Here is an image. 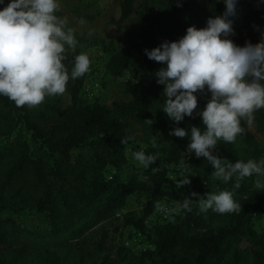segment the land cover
Masks as SVG:
<instances>
[{
  "label": "trees",
  "instance_id": "16d2710c",
  "mask_svg": "<svg viewBox=\"0 0 264 264\" xmlns=\"http://www.w3.org/2000/svg\"><path fill=\"white\" fill-rule=\"evenodd\" d=\"M137 1L121 2L120 22L134 15L141 22L131 48L115 51L110 62L111 72L120 77L129 70L132 57L143 58L148 76L135 100L115 109L85 104L86 73L70 77L63 95L47 96V101L35 107H17L0 95V139L25 126L37 144L33 151L28 142L19 141L0 153V264H88L102 255V264H264V235L254 227L255 216L264 208V189H258L256 181H264V177L217 180L206 158L187 152L188 137L169 135L174 127H203L195 112L205 107L211 94L197 92L194 116L173 123L161 110L164 86L154 75L163 65L144 52L164 41L178 40L189 26L205 27L207 19L215 15L206 0H149L140 11ZM241 1L245 27L239 29L233 18L234 34L229 38L239 46L248 41L255 44L260 39L257 26L264 29V7L256 0ZM224 9V3H219L218 12L222 14ZM78 54L66 46L62 63L69 74ZM253 118L264 135V109L256 110ZM241 127L234 142L218 141L213 154L226 163L249 159L264 163V146L245 118ZM143 134L150 146L145 154L156 155L157 160L140 170L129 165L126 150ZM126 138L130 139L122 144ZM83 150L91 157L82 154ZM186 159L192 181L178 186L171 175ZM109 169L110 176L106 175ZM225 190L233 193L240 206L236 211H200V198ZM134 194L149 196L144 217L126 223L142 232L163 198L183 207L182 220L161 229L156 253L135 255L122 248L118 262L111 257L108 235L95 250L81 242L89 231L121 212ZM29 210L45 216L49 227L18 222L17 215ZM245 243L251 247L243 248Z\"/></svg>",
  "mask_w": 264,
  "mask_h": 264
},
{
  "label": "clouds",
  "instance_id": "9594fccd",
  "mask_svg": "<svg viewBox=\"0 0 264 264\" xmlns=\"http://www.w3.org/2000/svg\"><path fill=\"white\" fill-rule=\"evenodd\" d=\"M223 3V13L210 16L205 27L189 26L178 40L164 41L144 52L150 60L163 65L154 75L156 82L164 86L161 110L173 123L194 116L197 92L211 94L205 107L195 112L203 127H174L169 135L188 137L187 152L206 158L213 177L228 182L234 176L264 177L262 162L249 159L226 163L213 154L218 141L232 143L242 133V119L247 118L251 124L253 113L264 109V29L257 26V43L237 45L229 37L234 34L233 18L237 16L239 0ZM59 9V0H9L0 9V95L17 107H35L46 96L63 95L70 77L76 79L89 71L90 58L83 53L75 56L70 74L62 63L66 46L74 50L77 41L74 30L67 26L68 19L57 15ZM127 139L130 138L121 143H127ZM133 156L146 169L157 160L156 155H146L142 150ZM188 183L189 178L178 186ZM256 187L264 189V181L258 179ZM199 200L201 212L211 209L224 214L240 207L227 190L208 193L207 198ZM184 206H188L187 200Z\"/></svg>",
  "mask_w": 264,
  "mask_h": 264
},
{
  "label": "rangeland",
  "instance_id": "374dc122",
  "mask_svg": "<svg viewBox=\"0 0 264 264\" xmlns=\"http://www.w3.org/2000/svg\"><path fill=\"white\" fill-rule=\"evenodd\" d=\"M242 1L248 2L249 0ZM256 1L264 7V3H261V0ZM121 2L122 0H59L60 9L57 15L68 19L67 26L74 30V36L77 41L74 50L69 47L68 49L79 54H86L90 58V68L86 73V84L83 91V100L87 105L99 104L108 109H115L124 103L132 102L140 95L142 85L148 76L146 64L139 55L131 58L129 70L123 76L117 77L110 70L113 53L117 50L128 51L131 48L132 36L138 31L141 22L140 17L134 15L127 22L121 23ZM148 2L150 1L138 0L136 4L137 11H140ZM206 2L215 16L221 15L218 12V4L223 3V0L219 3H216L215 0H206ZM8 3L9 0H4L3 7ZM242 10L239 2L235 18L237 19L238 28L244 30L245 23ZM81 20L84 21L83 24L80 23ZM47 99L46 96L42 103L47 101ZM65 102L67 104V98ZM245 119L247 120V118ZM249 126L258 142L264 146V135L258 132L254 118H252ZM19 141L28 142L33 151L37 150V144L33 140L32 133L28 132L25 126H21L13 136L0 139V153L8 148L10 149ZM149 147V139L144 134L137 142L128 146L126 156L129 165L144 170L143 165L134 159L133 154L141 150L146 152ZM82 154L91 157L88 150H83ZM188 167V159H186L175 169L171 179L178 183L189 178L191 182L192 176L188 173ZM111 171L109 169L106 175L110 176L112 174ZM148 201L149 196L146 194L132 195L121 212L93 228L82 238L81 242L91 250H95L102 238L108 235V244L112 249L111 257L114 261L119 262L120 250L123 248V236H125L128 228L133 227L127 226L126 223L128 220L138 221L142 219L145 215ZM164 204L174 206L175 211L180 213L182 217H178L170 223L163 222L164 225H161L157 212L159 207ZM183 213L184 210L180 203L168 198H163L160 201L154 213L147 218L143 232L150 239L153 247L152 252L156 253L157 251L161 229L178 224L184 216ZM17 217L19 218L17 219L18 222L30 227L44 229L49 227V222L45 216L30 210L17 215ZM254 227L260 235H264V208L255 216ZM249 247H251L250 243L243 245V248ZM102 256H97L94 261L88 264H102Z\"/></svg>",
  "mask_w": 264,
  "mask_h": 264
},
{
  "label": "built area",
  "instance_id": "2783aa9c",
  "mask_svg": "<svg viewBox=\"0 0 264 264\" xmlns=\"http://www.w3.org/2000/svg\"><path fill=\"white\" fill-rule=\"evenodd\" d=\"M112 177H110V180ZM190 183H188L189 185ZM175 211L174 206L169 204H164L159 207L157 215L161 221V225H164L163 222H173L178 217H182L180 213ZM122 247L130 253L135 255H143L153 251L152 244L148 236H146L142 231L131 227L127 229L125 236L122 239Z\"/></svg>",
  "mask_w": 264,
  "mask_h": 264
}]
</instances>
